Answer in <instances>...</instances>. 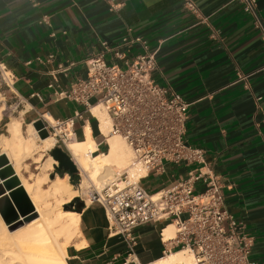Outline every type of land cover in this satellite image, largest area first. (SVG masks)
<instances>
[{"label": "crops", "instance_id": "obj_1", "mask_svg": "<svg viewBox=\"0 0 264 264\" xmlns=\"http://www.w3.org/2000/svg\"><path fill=\"white\" fill-rule=\"evenodd\" d=\"M127 31L155 53L154 81L189 104L184 138L205 152L204 164H166L141 186L153 194L187 169L217 175L225 209L252 243L250 260L264 264V0H256L254 14L239 0H0V67L29 107L28 118H73L75 139L87 123L101 150L106 141L95 119L59 93L86 77L85 62L102 43L117 46ZM144 52L134 44L125 53L132 60ZM79 172L62 177L77 187ZM203 188L195 184L197 192ZM79 215L80 233L66 246L68 264H147L161 257L162 223L138 229L129 251L120 237L108 236L100 206L85 204Z\"/></svg>", "mask_w": 264, "mask_h": 264}, {"label": "built area", "instance_id": "obj_2", "mask_svg": "<svg viewBox=\"0 0 264 264\" xmlns=\"http://www.w3.org/2000/svg\"><path fill=\"white\" fill-rule=\"evenodd\" d=\"M239 1L244 12L255 13L256 0ZM134 44L145 52L131 60L125 52ZM85 63L86 77L71 82L59 97L90 114L92 106L100 105L108 117L109 134L122 138L133 155L129 168L87 192L91 204L105 213L108 236L120 237L131 251L138 229L162 223L161 257L183 250L192 255L194 264H257L250 260L249 236L225 209L220 177L187 169L185 176L153 194L140 184L150 172L164 173L166 164H204L205 152L184 138L189 104L152 77L155 53L127 31L117 46L102 43V51ZM41 122L48 134L58 131L61 142L75 138L73 118L51 123L42 117ZM131 169L136 178L129 175ZM198 182L204 186L200 192L195 190ZM168 224L173 225L174 236L165 239Z\"/></svg>", "mask_w": 264, "mask_h": 264}, {"label": "bare ground", "instance_id": "obj_3", "mask_svg": "<svg viewBox=\"0 0 264 264\" xmlns=\"http://www.w3.org/2000/svg\"><path fill=\"white\" fill-rule=\"evenodd\" d=\"M91 115L97 122L96 129L105 137L107 149L99 152L90 126L86 123L81 129V140L73 138L62 142V149L72 158L83 176L80 186L100 179L109 181L130 167L132 152L122 138L109 134V121L100 105L91 107ZM53 123L49 116H43ZM8 136H0V156H5L15 176L30 200L35 219L15 231H8V225L0 216V264H68L66 246L80 233V215L73 211L60 210V206L76 197V189L67 182V177L48 172L55 163L51 156L41 160L45 150L58 143L54 135L41 139L32 125L28 126L26 136L22 134L20 123L13 121L7 126ZM37 141L40 145H37ZM32 160L38 170L33 182H27L22 175L25 160ZM136 178V173L129 171ZM140 177V176H137ZM3 184V181H2ZM0 184V185H2ZM4 195H8L6 192ZM50 200H54L57 211L52 210ZM85 204L90 205L88 196ZM165 239L174 236V227L168 224L163 229ZM59 238H63L59 240ZM147 264H194L192 255L183 250L174 251L167 256L157 257Z\"/></svg>", "mask_w": 264, "mask_h": 264}, {"label": "water", "instance_id": "obj_4", "mask_svg": "<svg viewBox=\"0 0 264 264\" xmlns=\"http://www.w3.org/2000/svg\"><path fill=\"white\" fill-rule=\"evenodd\" d=\"M33 127L38 132L41 139L48 136V132L44 129L41 120L33 122ZM50 156L57 163L56 168L70 175H78V168L72 158L61 148L54 147L50 151ZM0 216L4 223L8 225V230L12 232L22 224L29 223L37 217L33 213V207L28 199L26 192L19 179L15 176L12 167L9 165L5 156H0ZM8 192V195H4ZM84 202L74 197L71 201L62 206L64 211H73L80 213L84 208ZM14 211V216L7 219V215Z\"/></svg>", "mask_w": 264, "mask_h": 264}, {"label": "rangeland", "instance_id": "obj_5", "mask_svg": "<svg viewBox=\"0 0 264 264\" xmlns=\"http://www.w3.org/2000/svg\"><path fill=\"white\" fill-rule=\"evenodd\" d=\"M10 84H11V82L9 80V74L5 73V71L0 67V136H8L7 126L9 123H11L13 121H18L20 123V128H21L22 134L24 136H26V130L28 129V126L29 125L33 126L34 121H32V119L28 118V116H27L28 115L27 111H28L29 107L27 105H25L23 102H21L12 93ZM93 101L94 100H92V102ZM39 120H41V119H39ZM53 134H56V136H54V137L56 140H58V143L55 144L54 147H59L62 149V147H61L62 142L57 138L59 135L58 131H56V132L51 131L50 134H48V135H53ZM81 139H82V137L77 136V140H81ZM36 143H37V145H40L39 141H37ZM54 147H52L51 149H53ZM51 149L45 150V152L41 156V160H43L47 156H50ZM106 149H107V145L103 146L102 149L99 150V152H105ZM23 167L26 168V171L22 170V172H21L23 177L26 178L27 182H32V180H34L36 178V174L38 173V170L35 169L36 164L32 163V160L27 159L23 162ZM123 171L124 170H122L121 173ZM131 171H133V169H131L130 172ZM49 172H48V174H49L48 177L50 179H53L54 175L50 174ZM79 174H80V182L78 183L79 185H77V187L75 186L74 188L75 189L78 188V191L76 189V191H77L76 197L80 198L81 200L87 196V192L89 191V189H91V187L93 185L97 188H100L104 183L108 182L104 179H100L99 181H96V182L92 181L90 183L87 182V183L82 184L80 186L81 181H83V176H82L81 172H79ZM113 178H111L110 180H112ZM133 178H135V177H133ZM49 204L52 205L53 211H57L58 207L55 206L56 204L54 203V200H50ZM60 210H63L62 206H60ZM24 225L25 224H22L20 227H22ZM20 227H18V228H20ZM18 228L14 229L13 231L17 230ZM62 239L59 238V240H62Z\"/></svg>", "mask_w": 264, "mask_h": 264}, {"label": "trees", "instance_id": "obj_6", "mask_svg": "<svg viewBox=\"0 0 264 264\" xmlns=\"http://www.w3.org/2000/svg\"><path fill=\"white\" fill-rule=\"evenodd\" d=\"M63 174H64V172H62L61 170H59V173H58V175H59L60 177H62V176H63Z\"/></svg>", "mask_w": 264, "mask_h": 264}]
</instances>
